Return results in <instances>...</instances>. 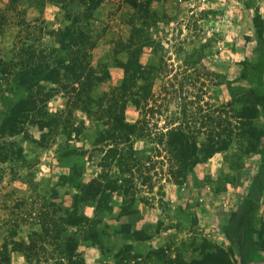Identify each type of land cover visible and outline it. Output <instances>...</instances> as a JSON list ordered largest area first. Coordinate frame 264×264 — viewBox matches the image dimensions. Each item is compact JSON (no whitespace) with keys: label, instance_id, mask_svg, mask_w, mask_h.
<instances>
[{"label":"rangeland","instance_id":"rangeland-1","mask_svg":"<svg viewBox=\"0 0 264 264\" xmlns=\"http://www.w3.org/2000/svg\"><path fill=\"white\" fill-rule=\"evenodd\" d=\"M56 1L0 0V247L5 241L27 239L36 230L46 247L55 251L61 240L55 233L60 231V215L71 206L75 192L67 181L69 172L75 169L76 180L87 182L107 168L118 184L137 187L138 192L133 200L130 193L125 196L131 208L128 214L119 213L123 197L116 190L110 209L98 216V222L94 219L103 231L102 248L83 239L81 229V235L69 230L80 237L78 252L85 264L205 262L203 254L213 248H222L231 264H264V100L254 120L261 132L254 151L244 152L246 139L241 138L226 151L187 168L182 178H170L155 152L151 159L144 158L147 166H120L124 172L118 177L114 172L119 166H97L103 149L95 137L102 122L61 93L47 102L56 119L52 130L41 133L29 122L26 133L11 132L6 118L12 106L27 97L25 87L33 94L38 86H49L30 77L23 85L19 75L37 64L46 68L55 55L62 56L55 51V31L68 19L59 6L71 10L84 3L58 0L57 6ZM146 4L150 10L144 33L153 44L145 46L141 60L149 65L163 58L170 74L156 80L155 91L170 80L177 85L188 70L191 80L183 82L189 97L202 87L203 99L219 108L230 100V91L239 96L253 89L264 96V0H147ZM96 10L91 32L97 43L91 60L94 65L104 60L110 73V79L96 87L102 92L122 76L118 62L126 55L116 53L113 46L127 38L134 11L125 0H104ZM185 59L195 62L194 70L184 68ZM125 117L136 120L134 106H127ZM135 145L149 148L145 140ZM80 210L95 218L91 205ZM10 258V264H30L17 251Z\"/></svg>","mask_w":264,"mask_h":264},{"label":"trees","instance_id":"trees-1","mask_svg":"<svg viewBox=\"0 0 264 264\" xmlns=\"http://www.w3.org/2000/svg\"><path fill=\"white\" fill-rule=\"evenodd\" d=\"M57 1L55 4L58 6ZM103 1L84 0L80 8L71 10L59 6L68 19L67 23L55 31L58 44L55 51L60 50L63 54L55 55L46 68L37 64L30 71L24 70L19 75L23 85L27 82L26 77H30L29 80L43 81L49 86L46 89L38 86L33 94L29 86L25 87L27 97L17 101L6 118V122L13 126L12 133H26L25 125L29 122L41 133L52 130L54 127L51 125L56 119L55 114L48 111L47 102L61 93L76 108L102 122L95 137V144L103 149L97 166H119L118 172H114L116 175L124 172L120 166H147L144 158L151 159L152 152L160 157L158 162L161 166H167L166 173L170 178H182L187 168L226 151L241 138L246 139L244 152L255 150L261 132L254 120L258 104L264 100V96L253 89L243 90L239 96L230 91V100L222 103L219 108L203 99L206 92L202 87L191 95L192 98L189 97L183 79L190 81L191 72L184 70L177 85L170 80V83H164L163 87L155 91L156 80L159 77L164 79V75L169 73H166L167 64L163 58L149 65L141 60L145 46L153 44L144 33L150 10L147 0H125L134 14L129 22L127 38L117 40L113 46L116 53L126 55L124 60L118 62L122 76L108 91L97 92L96 87L110 79L108 64L99 60L94 65L91 60V51L97 43L92 38L91 22ZM189 61L184 60V68L194 70L195 62ZM177 77L175 75L174 78ZM236 102L244 103L242 108H234ZM174 103V110L169 109V105ZM128 105L134 106L138 112L133 122L127 121L125 117ZM163 116L162 125L157 127V120ZM138 140L148 142L149 148L147 146L148 149L142 150L136 147ZM109 173L107 168H103L96 177L82 182L79 178L76 180L77 171L71 169L67 181L75 187V192L72 194L71 206L59 218L60 231L55 233L61 240L57 249L49 250L46 247L47 241L40 240L42 238L39 233L32 230L27 239L14 240L11 244L5 241L1 245L0 264H10V255L15 251L20 252L30 264H85L78 252L80 237L74 233L69 234V230L79 232L81 229L82 235L80 232L79 235L83 239L102 248L103 231L97 227L95 220L99 219L98 216L104 210L110 209L112 193L121 190L119 192L123 202L119 213L125 215L131 209L130 203L124 202L125 196L130 193V200H133L135 190L138 192L137 187L118 184V178L110 177ZM84 205L93 207L95 218L88 217L80 210ZM53 225L58 228L55 222ZM128 227V224H123L125 231H129ZM203 256L205 262L188 261L184 264H231L222 248H213Z\"/></svg>","mask_w":264,"mask_h":264}]
</instances>
